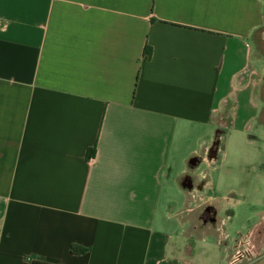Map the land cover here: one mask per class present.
Segmentation results:
<instances>
[{"label":"crops","instance_id":"0c3cea01","mask_svg":"<svg viewBox=\"0 0 264 264\" xmlns=\"http://www.w3.org/2000/svg\"><path fill=\"white\" fill-rule=\"evenodd\" d=\"M224 133L264 177V0H0V264H264V209L174 207Z\"/></svg>","mask_w":264,"mask_h":264},{"label":"rangeland","instance_id":"374dc122","mask_svg":"<svg viewBox=\"0 0 264 264\" xmlns=\"http://www.w3.org/2000/svg\"><path fill=\"white\" fill-rule=\"evenodd\" d=\"M224 118V117H223ZM225 119V118H224ZM216 126L213 128V133L215 132ZM224 139H225V151H226V157L224 160H217L212 163L213 167H208L205 164H202L199 167V174H202L203 172H206L208 175V183L204 187L203 191L210 193L212 195H216V198H214V203L206 202L205 199H198L197 197L192 196L190 193H186V191L176 187L172 190L171 195L175 196L176 204L175 208L178 209V207H184L186 205L194 206L197 202L198 208L197 210L200 212L206 211V209L212 208L213 213H205L208 215L209 218H211V222L215 224V215L217 212V205L219 208L218 212V218H223L222 224L225 223L224 229H226L228 232L233 230V227H238L241 224V230H245L248 227H250L255 219L256 211L260 209H264V177L262 175L257 174V172L254 170L253 167L250 168V172L248 173H241L239 172L240 167L239 166H245L247 164V161H255L257 159V156L255 157L253 154V149L251 150V153L248 155L244 154L245 149L240 148L239 146L232 145L230 143L231 135L224 133ZM250 148V146H249ZM251 149V148H250ZM230 165L234 168L233 174L234 175H240L241 177L245 174H248V183H245V185L240 186V184H237L236 187H234V191H230L227 186L224 185V183L221 181V179L218 177V173L223 174V171L220 170V168L216 169V167L221 166L225 167L226 165ZM239 176V177H240ZM201 178V176H200ZM190 188L193 191L195 190L194 194L199 196L200 188ZM231 193L232 197L238 198L241 200V202H234L230 201L229 205L223 204L224 200H220L219 198L224 193ZM200 197V196H199ZM198 197V198H199ZM204 197V196H202ZM233 202V203H232ZM256 204H253V203ZM216 203V204H215ZM233 204V206H232ZM195 210V209H194ZM196 211V210H195ZM194 211V212H195ZM234 212L233 216V223L227 222L226 215L228 212ZM186 213V212H185ZM221 220V219H220Z\"/></svg>","mask_w":264,"mask_h":264},{"label":"built area","instance_id":"2783aa9c","mask_svg":"<svg viewBox=\"0 0 264 264\" xmlns=\"http://www.w3.org/2000/svg\"><path fill=\"white\" fill-rule=\"evenodd\" d=\"M212 209H209V214H212ZM219 227L224 230V224L222 222L220 223ZM227 238V235L224 234L223 238H221V242H225V239ZM254 244L251 240H242L239 244H236L234 246V254L239 257H251L254 254Z\"/></svg>","mask_w":264,"mask_h":264},{"label":"trees","instance_id":"16d2710c","mask_svg":"<svg viewBox=\"0 0 264 264\" xmlns=\"http://www.w3.org/2000/svg\"><path fill=\"white\" fill-rule=\"evenodd\" d=\"M94 149H95V145H93L92 147L88 148L87 156L93 155ZM86 249H87V247H83V246H80V245H76V244H72L71 245V251L72 252L85 251Z\"/></svg>","mask_w":264,"mask_h":264},{"label":"flooded vegetation","instance_id":"af4514ba","mask_svg":"<svg viewBox=\"0 0 264 264\" xmlns=\"http://www.w3.org/2000/svg\"><path fill=\"white\" fill-rule=\"evenodd\" d=\"M209 209H212V208H209V207H208V208L206 209L205 213H209ZM211 212L213 213V209L211 210Z\"/></svg>","mask_w":264,"mask_h":264}]
</instances>
